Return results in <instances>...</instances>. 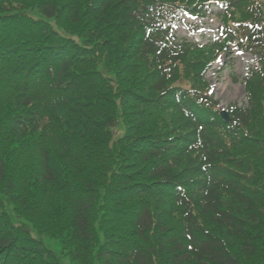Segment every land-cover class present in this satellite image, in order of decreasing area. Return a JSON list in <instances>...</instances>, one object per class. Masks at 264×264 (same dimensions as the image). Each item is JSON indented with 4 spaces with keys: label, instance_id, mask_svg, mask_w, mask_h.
Wrapping results in <instances>:
<instances>
[{
    "label": "trees",
    "instance_id": "obj_1",
    "mask_svg": "<svg viewBox=\"0 0 264 264\" xmlns=\"http://www.w3.org/2000/svg\"><path fill=\"white\" fill-rule=\"evenodd\" d=\"M217 1L264 22V0H0V264H264V70L225 122L200 94L217 46L160 20Z\"/></svg>",
    "mask_w": 264,
    "mask_h": 264
},
{
    "label": "rangeland",
    "instance_id": "obj_2",
    "mask_svg": "<svg viewBox=\"0 0 264 264\" xmlns=\"http://www.w3.org/2000/svg\"><path fill=\"white\" fill-rule=\"evenodd\" d=\"M217 8L213 7V11ZM175 22V31L180 39L185 37L196 38L206 42L202 34L213 35L214 30L222 25L221 17L215 14L205 18H195L188 14H181ZM244 20L242 15H230L227 17V23H239ZM230 56L223 54L221 60L214 62L213 66L207 71V79L211 83L214 91V98L220 101V108H228L231 104L243 105L246 102L245 84L243 83V75L246 74L247 65L254 60L253 53L241 52L240 50L230 47ZM188 83V81H187ZM116 137H120L124 133V128L117 127L115 130ZM47 245L58 255L62 254V244L60 240L45 237ZM64 264H69V259L62 258Z\"/></svg>",
    "mask_w": 264,
    "mask_h": 264
}]
</instances>
